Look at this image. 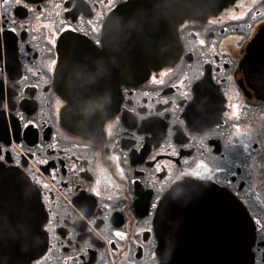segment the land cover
I'll return each mask as SVG.
<instances>
[{
    "label": "flooded vegetation",
    "instance_id": "af4514ba",
    "mask_svg": "<svg viewBox=\"0 0 264 264\" xmlns=\"http://www.w3.org/2000/svg\"><path fill=\"white\" fill-rule=\"evenodd\" d=\"M125 1L0 0V166L30 179L46 215L45 250L28 264H163L171 226L156 213L187 179L230 199L179 201L172 228L219 245L248 213L251 264H264V0L184 20L177 58L119 84L115 113L92 136L75 134L60 119L61 88L84 51L58 40L77 33L101 48L105 18Z\"/></svg>",
    "mask_w": 264,
    "mask_h": 264
},
{
    "label": "water",
    "instance_id": "95a60500",
    "mask_svg": "<svg viewBox=\"0 0 264 264\" xmlns=\"http://www.w3.org/2000/svg\"><path fill=\"white\" fill-rule=\"evenodd\" d=\"M234 0H127L105 18L100 32L101 48L77 33L63 34L58 43L68 50L80 49L82 55L71 60L70 89L61 88L67 105L60 112L62 124L81 136H92L115 113L118 86L133 83L151 69L171 63L178 54V26L186 19L200 20L215 14ZM264 39V33L255 43ZM70 53L60 58V72ZM77 60V61H75ZM91 71L86 73L85 68ZM77 68V69H75ZM106 78L112 88L102 89ZM108 82V81H106ZM194 199L228 200L224 192L208 182L187 179L173 185L161 199L158 222L181 224L176 218L179 201ZM0 264H28L46 247L42 225L46 215L38 190L22 172L0 166ZM234 208L233 206H231ZM230 207V208H231ZM167 216V220H166ZM164 230L159 255L163 264H251L254 226L243 214L238 237L226 236L214 245L198 238ZM183 239L184 252L165 244ZM217 252H212L214 249Z\"/></svg>",
    "mask_w": 264,
    "mask_h": 264
}]
</instances>
